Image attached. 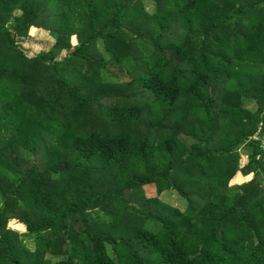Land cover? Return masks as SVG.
I'll return each mask as SVG.
<instances>
[{
    "label": "trees",
    "instance_id": "obj_1",
    "mask_svg": "<svg viewBox=\"0 0 264 264\" xmlns=\"http://www.w3.org/2000/svg\"><path fill=\"white\" fill-rule=\"evenodd\" d=\"M144 1L0 0V264H264V0Z\"/></svg>",
    "mask_w": 264,
    "mask_h": 264
},
{
    "label": "rangeland",
    "instance_id": "obj_2",
    "mask_svg": "<svg viewBox=\"0 0 264 264\" xmlns=\"http://www.w3.org/2000/svg\"><path fill=\"white\" fill-rule=\"evenodd\" d=\"M143 6L144 8H146L148 11H152L153 10V4L149 1V0H145L144 3H143ZM139 24H142V21H138ZM35 30L34 27H31L29 29V33H33ZM71 41L73 44L76 43V38L74 36H72L71 38ZM96 47L93 48V46L90 48V50L92 51V55H98L99 53H101V51H104L103 50V47L101 45H95ZM28 54H32L31 52H28ZM107 79H110V80H113L115 81L116 77L115 76H106L105 77V80ZM120 100L119 103H122V102H126L127 99L123 96H120ZM104 105H109L110 103L112 104V98L110 96H105L104 99L101 100ZM248 107L254 109L255 108V104L254 103H249L247 104ZM247 164V154L245 153V151H243L242 149L240 150V156H239V160H238V167L239 168H242L244 167L245 165ZM252 176V172H246L244 173V171L242 170H239L235 173L234 177L231 179L230 181V184L231 183H241V182H244V181H247L251 178ZM105 181H109L110 179L109 178H104ZM145 195L146 196H155V192H154V188L153 187H146L145 188ZM159 202L161 203H164V205H169V206H175L179 209H184L185 206H186V202L184 199H182L180 197V194L178 192H176L175 190H168V191H164L162 192L159 197ZM135 201V200H133ZM9 225L15 229H18L19 231L23 232L25 230V227L23 225H21V223H18V222H15V221H10L9 222ZM26 244L29 246V247H33V242L31 239H29L27 236H26Z\"/></svg>",
    "mask_w": 264,
    "mask_h": 264
}]
</instances>
